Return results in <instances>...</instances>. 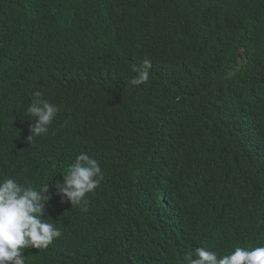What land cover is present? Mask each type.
<instances>
[{
    "label": "trees",
    "instance_id": "trees-1",
    "mask_svg": "<svg viewBox=\"0 0 264 264\" xmlns=\"http://www.w3.org/2000/svg\"><path fill=\"white\" fill-rule=\"evenodd\" d=\"M36 90L60 111L29 142ZM84 152L104 178L81 211L55 184ZM3 177L48 184L61 230L25 264L264 246V0H0Z\"/></svg>",
    "mask_w": 264,
    "mask_h": 264
},
{
    "label": "clouds",
    "instance_id": "clouds-1",
    "mask_svg": "<svg viewBox=\"0 0 264 264\" xmlns=\"http://www.w3.org/2000/svg\"><path fill=\"white\" fill-rule=\"evenodd\" d=\"M132 67L137 75L130 83H146L150 77L151 61L144 59L142 65ZM31 97L26 111L36 119L30 124L31 134L26 139L34 142L36 137L48 133L60 109L44 98L42 90L33 91ZM103 178L99 162L84 152L75 157L62 176V183L57 181L55 187L62 194L61 202L66 199L72 206H79L81 211H86L89 205L87 195L99 187ZM48 191V184L37 190L31 183L25 186L13 178L0 179V264H25V256L22 255L25 249H46L61 236L59 228L43 219L45 204L50 199ZM185 259L188 264H264V246L250 250L235 247L227 255H218L216 251L201 247Z\"/></svg>",
    "mask_w": 264,
    "mask_h": 264
}]
</instances>
